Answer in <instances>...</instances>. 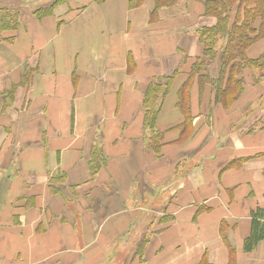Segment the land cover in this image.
Here are the masks:
<instances>
[{"label":"crops","instance_id":"obj_1","mask_svg":"<svg viewBox=\"0 0 264 264\" xmlns=\"http://www.w3.org/2000/svg\"><path fill=\"white\" fill-rule=\"evenodd\" d=\"M198 1L65 0L38 18L0 0L22 12L0 41V264H264V234L246 246L264 226V110L241 115L258 85L228 106L195 76L192 121L179 103L196 31L216 22ZM263 54L264 38L247 51ZM173 73L154 149L145 90ZM95 146L106 163L92 177Z\"/></svg>","mask_w":264,"mask_h":264},{"label":"trees","instance_id":"obj_2","mask_svg":"<svg viewBox=\"0 0 264 264\" xmlns=\"http://www.w3.org/2000/svg\"><path fill=\"white\" fill-rule=\"evenodd\" d=\"M62 1V0H61ZM56 0L50 5L37 7L33 12L38 18L50 15L54 8L61 3ZM104 2V0H96ZM177 0H155L153 13L163 7L172 6ZM205 5V14L216 18L215 24L203 25L196 31L202 47V54L193 63L190 79L185 81L179 92V103L187 118L192 121L190 108L191 85L197 76L199 89L204 92L205 84H210L214 90V99L225 105H231L244 89V69H253L262 73L255 79L264 77V54L257 58L247 56L248 49L257 41L264 38V0H199ZM143 0H131L132 5H139ZM22 12L18 7L0 4V41L4 39L3 32L16 30L21 23ZM217 62V73L212 75L210 66ZM243 74V73H242ZM174 73L168 76H158L152 80L145 90L143 110L145 127L148 128L151 146H159L160 134L156 121L161 110L162 102L171 89ZM14 92L11 90L10 93ZM189 120V119H188ZM190 121V120H189ZM106 163L102 149L95 146L92 150L89 164L91 176H95ZM63 173L54 174L50 178V187L54 194L66 198L58 184H65ZM264 226L257 220L253 232L248 236L246 246L251 248L264 234Z\"/></svg>","mask_w":264,"mask_h":264},{"label":"rangeland","instance_id":"obj_3","mask_svg":"<svg viewBox=\"0 0 264 264\" xmlns=\"http://www.w3.org/2000/svg\"><path fill=\"white\" fill-rule=\"evenodd\" d=\"M55 1L56 0H24V6H28L31 9H36V7L38 6V3L41 4L40 6H43V5H50V4L54 3ZM64 1L65 0H62L61 3L64 2ZM215 66H217V64L216 65L215 64L211 65L209 67L210 70L213 71L212 67H215ZM246 71H248L250 73V75L245 76V72ZM242 73H241V75H243L244 84L247 83V81L248 82L250 81V82L256 84V86L258 85V87H259L258 91L252 93V96H251V99H250L248 107L245 106L243 112H241V115H243V117L245 115L249 116L250 123H251L256 118H258L261 115V112L264 110V90H263L264 77L259 79V81H258L257 79H255V75H260L262 73H259V71L253 70V69H250V68L244 69L242 71ZM235 100H236V98L232 102H234ZM255 123H257V121ZM255 123H253V124H251L249 126L250 130L253 129V125ZM185 167H187V164L183 165V167L181 168V172L184 170ZM162 201H163V194L158 193L155 197H153L150 200V202L145 203V205L146 206H153L154 208H156V207L160 206Z\"/></svg>","mask_w":264,"mask_h":264}]
</instances>
